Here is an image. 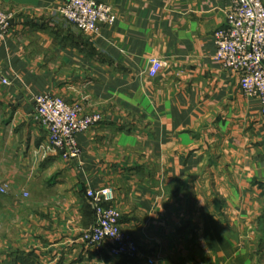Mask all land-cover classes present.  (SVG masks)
<instances>
[{
	"label": "crops",
	"instance_id": "0c3cea01",
	"mask_svg": "<svg viewBox=\"0 0 264 264\" xmlns=\"http://www.w3.org/2000/svg\"><path fill=\"white\" fill-rule=\"evenodd\" d=\"M113 26L83 33L62 0H0V250L30 264H264V113L216 59L230 0H93ZM264 3V0H262ZM152 58L164 67L156 78ZM4 80L8 83L4 84ZM52 94L103 122L64 159L35 119ZM113 188L135 260L86 247L87 191ZM2 257V258H3Z\"/></svg>",
	"mask_w": 264,
	"mask_h": 264
},
{
	"label": "built area",
	"instance_id": "2783aa9c",
	"mask_svg": "<svg viewBox=\"0 0 264 264\" xmlns=\"http://www.w3.org/2000/svg\"><path fill=\"white\" fill-rule=\"evenodd\" d=\"M61 17L83 33L97 34L103 26H113L117 16L113 8L93 0H62ZM226 24L213 35L216 59L224 69L240 77V91L258 99L264 113V3L262 0H230ZM14 14L0 10V40L8 36ZM148 75L156 78L162 61H149ZM4 84L8 82L3 81ZM35 119L46 129L50 145L64 159L77 160L82 151L76 137L103 122L99 113H86L83 106L43 94L33 99ZM1 193H7L6 187ZM95 208L94 225L81 236L82 243L97 253L106 251L113 258L135 260L140 254L136 241L121 228V214L113 203L115 191L106 188L87 191Z\"/></svg>",
	"mask_w": 264,
	"mask_h": 264
},
{
	"label": "rangeland",
	"instance_id": "374dc122",
	"mask_svg": "<svg viewBox=\"0 0 264 264\" xmlns=\"http://www.w3.org/2000/svg\"><path fill=\"white\" fill-rule=\"evenodd\" d=\"M3 187H6V191H8L9 187L7 185H3L1 188ZM2 253V250H0V264H30V262H27L28 259L20 253H10L7 257H3Z\"/></svg>",
	"mask_w": 264,
	"mask_h": 264
}]
</instances>
